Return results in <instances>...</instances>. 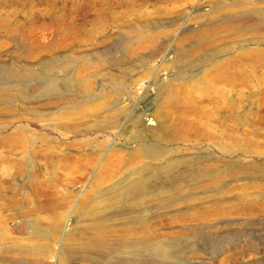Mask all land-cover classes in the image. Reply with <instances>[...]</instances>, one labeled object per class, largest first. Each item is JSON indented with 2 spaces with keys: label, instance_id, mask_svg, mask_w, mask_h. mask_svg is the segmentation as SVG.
<instances>
[{
  "label": "rangeland",
  "instance_id": "1",
  "mask_svg": "<svg viewBox=\"0 0 264 264\" xmlns=\"http://www.w3.org/2000/svg\"><path fill=\"white\" fill-rule=\"evenodd\" d=\"M0 264H264V0H0Z\"/></svg>",
  "mask_w": 264,
  "mask_h": 264
},
{
  "label": "bare ground",
  "instance_id": "2",
  "mask_svg": "<svg viewBox=\"0 0 264 264\" xmlns=\"http://www.w3.org/2000/svg\"><path fill=\"white\" fill-rule=\"evenodd\" d=\"M147 122H150V125H156L158 122L157 120L155 121V117H153V115H150L147 120ZM155 121V122H154ZM147 128V127H146ZM149 129V128H148ZM199 170V169H198ZM197 170V171H198ZM133 192V191H132ZM139 191L137 190L136 193H138ZM142 191H140L139 193L141 194ZM119 200H121L120 198H118ZM155 249L159 252V253H165V251H167L168 247L165 245H160V246H155Z\"/></svg>",
  "mask_w": 264,
  "mask_h": 264
}]
</instances>
